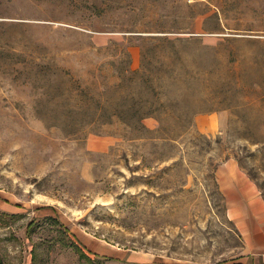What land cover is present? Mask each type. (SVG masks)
<instances>
[{
	"label": "rangeland",
	"instance_id": "obj_1",
	"mask_svg": "<svg viewBox=\"0 0 264 264\" xmlns=\"http://www.w3.org/2000/svg\"><path fill=\"white\" fill-rule=\"evenodd\" d=\"M229 160L264 198V0H0V264H240Z\"/></svg>",
	"mask_w": 264,
	"mask_h": 264
},
{
	"label": "crops",
	"instance_id": "obj_2",
	"mask_svg": "<svg viewBox=\"0 0 264 264\" xmlns=\"http://www.w3.org/2000/svg\"><path fill=\"white\" fill-rule=\"evenodd\" d=\"M208 120L213 128L214 116L209 115ZM216 181L226 213L242 237L245 256L240 264H264V198L258 186L235 160L218 166ZM93 252L110 254L108 256L114 254L120 261L123 257L120 256L121 249L112 250L105 246H99Z\"/></svg>",
	"mask_w": 264,
	"mask_h": 264
},
{
	"label": "trees",
	"instance_id": "obj_3",
	"mask_svg": "<svg viewBox=\"0 0 264 264\" xmlns=\"http://www.w3.org/2000/svg\"><path fill=\"white\" fill-rule=\"evenodd\" d=\"M156 37H158V38H153V39H155L157 41L156 43L150 42L142 50V59H141L142 71H140V72H141L142 79H145V86H147L149 84V83H147L148 82V79H149V81L151 80V78L149 76V73H152V71H153V64L155 63V62L151 61L150 59H147L148 56L151 55V58L155 59L154 56H155L156 53L154 52V50L160 44H164V46L167 47L169 50H173V49L177 48V45H179V43H181V40L180 39H169V38H167L165 36H156ZM126 57L128 59V53H126ZM125 73L127 75H129V76H132L133 75L134 78L136 77L134 75H138L139 74V72H137V71H131L128 68L125 69ZM137 106H138L137 102L130 104L129 111L133 107L134 108H137ZM142 106H143V104L141 103L140 104V108ZM143 117H144V115H142L140 117V119L142 120ZM111 121L112 120H109V122H111Z\"/></svg>",
	"mask_w": 264,
	"mask_h": 264
},
{
	"label": "bare ground",
	"instance_id": "obj_4",
	"mask_svg": "<svg viewBox=\"0 0 264 264\" xmlns=\"http://www.w3.org/2000/svg\"><path fill=\"white\" fill-rule=\"evenodd\" d=\"M200 124L202 125V128L204 130H208V129L212 128V125L208 119L207 120L200 119Z\"/></svg>",
	"mask_w": 264,
	"mask_h": 264
}]
</instances>
